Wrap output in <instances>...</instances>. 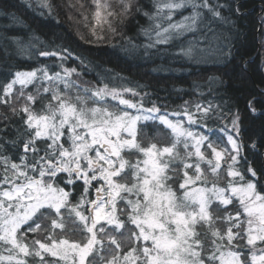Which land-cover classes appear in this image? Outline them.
Masks as SVG:
<instances>
[{
  "label": "snow or ice",
  "instance_id": "6c2138e0",
  "mask_svg": "<svg viewBox=\"0 0 264 264\" xmlns=\"http://www.w3.org/2000/svg\"><path fill=\"white\" fill-rule=\"evenodd\" d=\"M38 2L57 22L63 9L69 20L75 13L91 23L90 44H129L146 57L155 50L192 62L207 50L199 42L234 54L231 44L222 51V33L212 27L232 23L223 15L231 5L220 0H151L148 10L140 0ZM234 12L242 14L239 5ZM134 14L149 21L140 29L147 43H111ZM196 33L178 52L161 49ZM39 55L57 57L61 70L13 73L6 65L11 78L0 84L7 109L0 112V264H264V144L245 143L238 110L185 101L179 111H162L137 90L147 85L73 80L80 73L64 62L84 57L63 45ZM254 100L248 108L256 114ZM150 125H162L171 142L150 135Z\"/></svg>",
  "mask_w": 264,
  "mask_h": 264
},
{
  "label": "trees",
  "instance_id": "16d2710c",
  "mask_svg": "<svg viewBox=\"0 0 264 264\" xmlns=\"http://www.w3.org/2000/svg\"><path fill=\"white\" fill-rule=\"evenodd\" d=\"M56 2L59 3L60 0ZM82 2L91 4V0ZM260 2L261 0H220V3L231 5L232 11L225 8L223 15L232 23L215 22L212 27L222 33V51L226 53V45L231 44L234 54L231 58L223 56L220 51L215 50V44L210 47L207 42H199L197 47L207 50L197 53L199 62H192L171 55H156L155 50H152L151 56L146 57L142 48L133 49L129 44H124L122 48L110 47L109 41L100 45L90 44L86 41L91 39V23L85 26L81 17L75 13V21L80 23L69 20L68 13L63 9L59 11L57 22L49 17L47 9L41 8L38 0H0V84L11 78L5 77L8 70L6 65H10L13 73L45 65L50 71H60L57 57L40 56L39 52L54 51L56 45H63L76 55L84 57L83 64L75 58L64 62L65 67L75 68L80 73L79 77L73 74V80L94 84L103 80L109 86H119L121 83L128 87L147 85L146 88L137 90L141 93L149 92L151 95L148 99L166 106L162 107V111L167 112L179 111L185 101H189L190 105H206L211 101L225 106L226 112L229 109L233 112L238 110L245 143L251 144L256 140L258 144H264V140H261L264 137V94L261 91L264 90V27L259 23L264 13L260 10ZM140 3L145 10L151 8V0H140ZM237 5L241 15L234 12ZM86 10L91 20L90 13L94 11V7ZM190 11L189 8L175 13L172 22L189 15ZM148 23L143 14H134L121 29L122 35L111 38L110 42L123 44L125 38H130L132 44L143 45L147 43V38L140 33V29L147 27ZM78 31L84 39L80 38ZM201 34H188L181 40H174L169 46H161V49L167 47L170 53L178 52L181 44L186 46L187 41L198 40ZM12 37L22 42L23 52L18 51ZM4 46L8 49L7 58L3 54ZM245 61L249 62L245 65ZM115 75L123 77L124 81H112L110 78ZM209 77L214 78L211 84ZM194 83L200 87L195 88ZM33 87L29 86V91ZM210 88L212 91H209ZM254 97L256 114L248 108V102ZM6 111L0 105V112ZM148 131L150 135L159 131L165 137L163 143L171 142L168 131L162 125H150ZM260 151L264 152V147ZM80 190H76L77 197Z\"/></svg>",
  "mask_w": 264,
  "mask_h": 264
},
{
  "label": "rangeland",
  "instance_id": "374dc122",
  "mask_svg": "<svg viewBox=\"0 0 264 264\" xmlns=\"http://www.w3.org/2000/svg\"><path fill=\"white\" fill-rule=\"evenodd\" d=\"M168 131V130H167ZM168 135H169V139H170V133L168 132Z\"/></svg>",
  "mask_w": 264,
  "mask_h": 264
}]
</instances>
